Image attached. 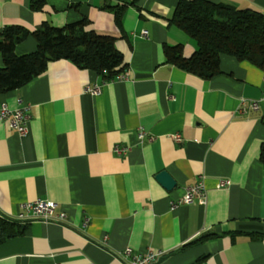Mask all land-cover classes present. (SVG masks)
Instances as JSON below:
<instances>
[{
	"label": "crops",
	"instance_id": "0c3cea01",
	"mask_svg": "<svg viewBox=\"0 0 264 264\" xmlns=\"http://www.w3.org/2000/svg\"><path fill=\"white\" fill-rule=\"evenodd\" d=\"M209 1L264 14V0ZM178 2L46 0L35 11L29 0H0V34L10 25L32 31L85 19L87 29L117 37L134 72L104 81L60 59L0 94V104L24 106L28 115L25 136L0 120V215L26 224L0 243V264H122L127 247L163 250L155 264H264V68L222 54L221 72L204 79L167 63L166 45L182 43L186 56L197 48L168 24ZM36 48L30 34L15 52ZM91 84L101 91L86 92ZM252 99L259 108H248ZM114 145L129 150L118 155ZM161 171L171 187L157 178ZM220 179L230 184L219 187ZM201 180L206 202L198 193L183 202ZM38 198L57 202L66 222L18 219Z\"/></svg>",
	"mask_w": 264,
	"mask_h": 264
},
{
	"label": "trees",
	"instance_id": "16d2710c",
	"mask_svg": "<svg viewBox=\"0 0 264 264\" xmlns=\"http://www.w3.org/2000/svg\"><path fill=\"white\" fill-rule=\"evenodd\" d=\"M32 10L40 11L46 0H29ZM116 11L121 23L122 10ZM168 24L175 25L195 40L196 50L184 55V45H166L167 63L204 79L221 72V55L248 60L264 68V14L232 4L209 0H179ZM85 19L62 27L45 22L35 30L10 25L0 34V52L4 64L0 66V94L23 87L42 74L56 60L67 59L83 69L96 71L104 81L114 79L126 70L123 53L116 46L114 35L87 29ZM37 41L35 51L17 54L15 46L28 35ZM259 158L264 165V144ZM26 228L19 221L0 215V243L21 235ZM210 235L204 234L198 240Z\"/></svg>",
	"mask_w": 264,
	"mask_h": 264
},
{
	"label": "built area",
	"instance_id": "2783aa9c",
	"mask_svg": "<svg viewBox=\"0 0 264 264\" xmlns=\"http://www.w3.org/2000/svg\"><path fill=\"white\" fill-rule=\"evenodd\" d=\"M141 35L148 36L147 30H142ZM134 75L133 70L127 69L124 72L116 76L117 79H129ZM85 91L97 94L101 91V85L91 84L85 87ZM18 103L21 104L22 100L18 99ZM241 103L244 105L245 100L241 99ZM260 100L252 99L247 103L248 108L257 109L259 108ZM0 120H7L9 126L19 133L20 136H25L27 133L28 126V115L25 111L24 106L10 107L6 103L0 104ZM145 134L143 130H140L138 138L140 141L143 140ZM174 139L180 141L182 136L180 133L173 135ZM129 150L128 146L114 145L113 151L118 155H123ZM230 184L229 179H220L219 187H226ZM198 193L202 196L200 202L205 203V189L203 181H199L197 184L189 186L186 189V193L182 199L185 203L193 202L194 195ZM22 207L25 212L19 213L17 216L20 220L31 221L35 219L42 220L44 222H58L65 223L67 215L63 211L58 210L57 202L44 198H38L33 201L25 202ZM163 250H147L146 252L133 253L132 248L127 247L123 251L122 264H155L161 256L164 255Z\"/></svg>",
	"mask_w": 264,
	"mask_h": 264
},
{
	"label": "water",
	"instance_id": "95a60500",
	"mask_svg": "<svg viewBox=\"0 0 264 264\" xmlns=\"http://www.w3.org/2000/svg\"><path fill=\"white\" fill-rule=\"evenodd\" d=\"M157 178L162 181L167 187H171L175 183L173 178L166 171H161L157 175Z\"/></svg>",
	"mask_w": 264,
	"mask_h": 264
}]
</instances>
